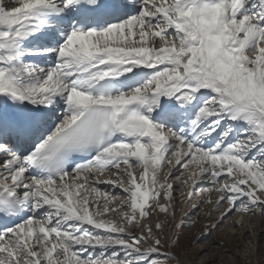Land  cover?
<instances>
[{
    "label": "snow or ice",
    "instance_id": "6c2138e0",
    "mask_svg": "<svg viewBox=\"0 0 264 264\" xmlns=\"http://www.w3.org/2000/svg\"><path fill=\"white\" fill-rule=\"evenodd\" d=\"M204 204L264 215V0H0V264H178Z\"/></svg>",
    "mask_w": 264,
    "mask_h": 264
},
{
    "label": "rangeland",
    "instance_id": "374dc122",
    "mask_svg": "<svg viewBox=\"0 0 264 264\" xmlns=\"http://www.w3.org/2000/svg\"><path fill=\"white\" fill-rule=\"evenodd\" d=\"M177 187H179L178 182ZM196 195L197 199L201 198L199 187ZM176 197L182 199L178 192ZM203 198L206 199L207 196ZM212 199H215V196ZM193 203H196V200ZM186 207L191 211V206H186L183 202L177 206V221ZM202 207L203 211L195 217L196 224L180 233L178 246L175 249L180 256L178 264H264V215L259 212L255 215L234 212L210 236L201 238L202 225L211 223L206 218L211 206L204 204ZM218 216L219 213H216V217ZM105 218L113 217L109 214ZM166 234L170 237L171 245L175 240V233L169 229ZM218 244L222 247H218Z\"/></svg>",
    "mask_w": 264,
    "mask_h": 264
},
{
    "label": "bare ground",
    "instance_id": "6f19581e",
    "mask_svg": "<svg viewBox=\"0 0 264 264\" xmlns=\"http://www.w3.org/2000/svg\"><path fill=\"white\" fill-rule=\"evenodd\" d=\"M242 232H243V230H242Z\"/></svg>",
    "mask_w": 264,
    "mask_h": 264
}]
</instances>
